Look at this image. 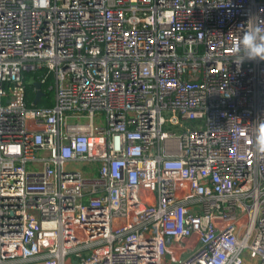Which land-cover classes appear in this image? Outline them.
Instances as JSON below:
<instances>
[{
  "label": "built area",
  "instance_id": "1",
  "mask_svg": "<svg viewBox=\"0 0 264 264\" xmlns=\"http://www.w3.org/2000/svg\"><path fill=\"white\" fill-rule=\"evenodd\" d=\"M253 26L264 0H0V264H264Z\"/></svg>",
  "mask_w": 264,
  "mask_h": 264
},
{
  "label": "clouds",
  "instance_id": "2",
  "mask_svg": "<svg viewBox=\"0 0 264 264\" xmlns=\"http://www.w3.org/2000/svg\"><path fill=\"white\" fill-rule=\"evenodd\" d=\"M237 65L244 62H264V34L259 27L253 26L245 31L237 45L232 49ZM255 150L264 154V123H259L254 138Z\"/></svg>",
  "mask_w": 264,
  "mask_h": 264
},
{
  "label": "trees",
  "instance_id": "3",
  "mask_svg": "<svg viewBox=\"0 0 264 264\" xmlns=\"http://www.w3.org/2000/svg\"><path fill=\"white\" fill-rule=\"evenodd\" d=\"M37 74L38 73L36 72V73H26L24 75V79H25V82H26V89H27V92L29 94L30 101H32L33 95H34V85H33L32 81H33L34 78L37 77ZM38 104L51 105L52 102H50L48 100H43V101H40Z\"/></svg>",
  "mask_w": 264,
  "mask_h": 264
},
{
  "label": "water",
  "instance_id": "4",
  "mask_svg": "<svg viewBox=\"0 0 264 264\" xmlns=\"http://www.w3.org/2000/svg\"><path fill=\"white\" fill-rule=\"evenodd\" d=\"M33 85L36 89V93H35L33 103L36 104L40 95L42 94V89H41V83L40 82H33Z\"/></svg>",
  "mask_w": 264,
  "mask_h": 264
}]
</instances>
